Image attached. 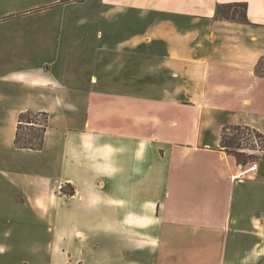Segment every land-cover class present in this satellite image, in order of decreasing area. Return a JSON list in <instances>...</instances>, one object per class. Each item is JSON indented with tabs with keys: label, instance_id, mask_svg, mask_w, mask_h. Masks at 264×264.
<instances>
[{
	"label": "crops",
	"instance_id": "0c3cea01",
	"mask_svg": "<svg viewBox=\"0 0 264 264\" xmlns=\"http://www.w3.org/2000/svg\"><path fill=\"white\" fill-rule=\"evenodd\" d=\"M228 125L264 137V0H0V264H264V150Z\"/></svg>",
	"mask_w": 264,
	"mask_h": 264
},
{
	"label": "trees",
	"instance_id": "16d2710c",
	"mask_svg": "<svg viewBox=\"0 0 264 264\" xmlns=\"http://www.w3.org/2000/svg\"><path fill=\"white\" fill-rule=\"evenodd\" d=\"M215 14L220 19L232 20L237 22H246V4L245 3H229L218 5L215 9ZM48 127V113L44 111H23L20 112L17 118L14 145L18 148H26L39 150L43 147L45 131ZM232 129L230 135L227 130ZM253 134L260 138L264 143V137L257 130L244 125H228L222 129L220 137L221 148L229 155L233 156L237 163L246 165L251 161H255L257 156L254 154H246L242 151L241 143L243 133ZM253 149V147H252ZM264 150V144L262 149ZM60 191L66 194H73L74 189L69 186V190L65 191V186L62 185Z\"/></svg>",
	"mask_w": 264,
	"mask_h": 264
},
{
	"label": "rangeland",
	"instance_id": "374dc122",
	"mask_svg": "<svg viewBox=\"0 0 264 264\" xmlns=\"http://www.w3.org/2000/svg\"><path fill=\"white\" fill-rule=\"evenodd\" d=\"M232 132H234L232 129L227 130V134L230 135ZM241 143L243 145L242 151L246 152V154H254V157L259 154L262 150V145L264 144L263 141L254 136L253 134H249L247 132L242 134ZM253 147V149H252ZM68 187H65V191H68ZM79 255L81 254V249L76 250ZM79 264H82L81 260L79 261Z\"/></svg>",
	"mask_w": 264,
	"mask_h": 264
},
{
	"label": "built area",
	"instance_id": "2783aa9c",
	"mask_svg": "<svg viewBox=\"0 0 264 264\" xmlns=\"http://www.w3.org/2000/svg\"><path fill=\"white\" fill-rule=\"evenodd\" d=\"M240 166H244V165L240 164ZM256 167H257L256 161H251L248 164H246V167H245L244 170H246V171H253V170L256 169Z\"/></svg>",
	"mask_w": 264,
	"mask_h": 264
}]
</instances>
